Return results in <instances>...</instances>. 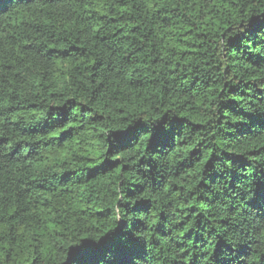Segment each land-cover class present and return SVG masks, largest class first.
<instances>
[{"label": "trees", "instance_id": "16d2710c", "mask_svg": "<svg viewBox=\"0 0 264 264\" xmlns=\"http://www.w3.org/2000/svg\"><path fill=\"white\" fill-rule=\"evenodd\" d=\"M262 9L0 0V264H264Z\"/></svg>", "mask_w": 264, "mask_h": 264}, {"label": "snow or ice", "instance_id": "6c2138e0", "mask_svg": "<svg viewBox=\"0 0 264 264\" xmlns=\"http://www.w3.org/2000/svg\"><path fill=\"white\" fill-rule=\"evenodd\" d=\"M262 11H264V9H262ZM85 239H86V238H85ZM81 247L84 248V247H87V245H82Z\"/></svg>", "mask_w": 264, "mask_h": 264}]
</instances>
